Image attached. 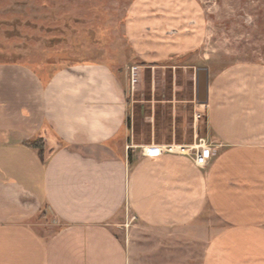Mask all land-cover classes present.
<instances>
[{
  "label": "crops",
  "instance_id": "1",
  "mask_svg": "<svg viewBox=\"0 0 264 264\" xmlns=\"http://www.w3.org/2000/svg\"><path fill=\"white\" fill-rule=\"evenodd\" d=\"M137 3L125 29L143 44L163 22L141 16L151 0ZM153 44L144 57L155 63L169 52ZM122 77L77 61L42 79L0 61V264H181L182 246L190 258L197 242L200 264H264V66L207 71L215 153L203 166L143 155L177 144L134 143ZM39 139L43 160L28 145ZM47 214L53 223L37 220Z\"/></svg>",
  "mask_w": 264,
  "mask_h": 264
},
{
  "label": "rangeland",
  "instance_id": "2",
  "mask_svg": "<svg viewBox=\"0 0 264 264\" xmlns=\"http://www.w3.org/2000/svg\"><path fill=\"white\" fill-rule=\"evenodd\" d=\"M138 1L0 0V61L22 63L42 79L63 64L107 63L131 85L127 116L134 143L203 139L215 148L197 99V70L206 68L212 78L237 64L264 66V0H151L152 9L141 16L161 18L163 26L155 35L144 30V45L129 41L125 29ZM149 41L169 54L149 61ZM37 220L53 223L50 214ZM202 243L190 258L182 246L181 264H200Z\"/></svg>",
  "mask_w": 264,
  "mask_h": 264
},
{
  "label": "built area",
  "instance_id": "3",
  "mask_svg": "<svg viewBox=\"0 0 264 264\" xmlns=\"http://www.w3.org/2000/svg\"><path fill=\"white\" fill-rule=\"evenodd\" d=\"M163 152L177 153L188 156L194 161L196 165L203 166L206 164L211 153L215 152V148L210 149L209 145L206 146V143L203 139H200L199 143L194 141L193 143L188 144L145 145L143 147L144 156H157Z\"/></svg>",
  "mask_w": 264,
  "mask_h": 264
},
{
  "label": "water",
  "instance_id": "4",
  "mask_svg": "<svg viewBox=\"0 0 264 264\" xmlns=\"http://www.w3.org/2000/svg\"><path fill=\"white\" fill-rule=\"evenodd\" d=\"M206 88H207V69L199 68L197 70V98L199 103L206 102Z\"/></svg>",
  "mask_w": 264,
  "mask_h": 264
},
{
  "label": "trees",
  "instance_id": "5",
  "mask_svg": "<svg viewBox=\"0 0 264 264\" xmlns=\"http://www.w3.org/2000/svg\"><path fill=\"white\" fill-rule=\"evenodd\" d=\"M28 145L38 148L39 158L43 160V140L39 139L32 143H28Z\"/></svg>",
  "mask_w": 264,
  "mask_h": 264
}]
</instances>
